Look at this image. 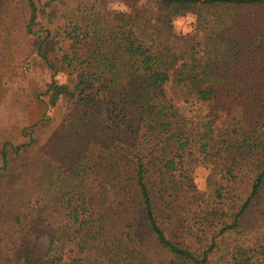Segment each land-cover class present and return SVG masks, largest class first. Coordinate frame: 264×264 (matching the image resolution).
I'll return each instance as SVG.
<instances>
[{
    "label": "trees",
    "instance_id": "1",
    "mask_svg": "<svg viewBox=\"0 0 264 264\" xmlns=\"http://www.w3.org/2000/svg\"><path fill=\"white\" fill-rule=\"evenodd\" d=\"M151 2L147 6L138 0H72V15L89 20L86 29L71 23L59 25L55 31L36 32L33 27L41 15L40 0L16 3L15 20L20 14H29L25 30L32 56L44 61L54 75L67 73L71 78V86L54 81L39 101L49 109L64 101L74 102L73 107L79 105L83 115L75 130L70 133L67 128L54 152L72 164L62 173L70 183L59 187L51 179L42 180L34 190L45 200L30 199L31 206L21 194L30 191L26 182L32 170L31 178L46 173V165L35 163L40 152L36 149L42 141L41 130L51 127L55 116L28 126L22 143L4 144L0 184L8 183L6 203L13 208L15 200L27 210L6 214L9 228L0 224V258L5 264H44L60 241L59 235H73L78 240L93 229L97 237L107 225L120 228V235L135 247L153 241L164 251L167 264H215L212 256L219 249L217 236L204 250L186 244L182 217L180 234L169 235L156 216L157 204L170 208L185 191V179L191 183L185 165L225 160V152L232 150L237 157L229 165L223 161L221 174L227 185L218 190V205L227 200L223 197L227 188L242 187L248 176L252 177L250 183L245 184L244 196L233 197L237 205L230 215L210 205L206 208L213 209H201V225L219 228L218 237L230 239L243 231V220L264 194V164L241 165L259 152L264 155V0ZM116 3L122 6L120 10L110 7ZM244 9L258 11L252 12L253 21L263 20L258 27L227 20L219 13L239 16ZM184 15L196 19L186 35L174 28V21ZM58 31L64 36L51 37ZM179 106L206 113L207 123H194L185 114L184 125L176 115ZM236 107L249 127L242 142L229 139ZM212 150L215 155H210ZM41 152L42 156L46 153ZM104 155L108 165L88 163L94 156ZM50 158L58 157L50 154ZM96 169L106 170V178L113 177L105 179L104 198L99 199L90 198L85 190L89 174ZM245 170L253 174L247 175ZM154 173L158 179L153 181ZM166 194L176 197L167 202ZM33 195L29 193V197ZM51 197L52 206L48 203ZM0 201L3 219L6 205ZM40 201L47 206L39 207ZM256 246L234 247L226 263L264 264V247L258 251Z\"/></svg>",
    "mask_w": 264,
    "mask_h": 264
},
{
    "label": "rangeland",
    "instance_id": "2",
    "mask_svg": "<svg viewBox=\"0 0 264 264\" xmlns=\"http://www.w3.org/2000/svg\"><path fill=\"white\" fill-rule=\"evenodd\" d=\"M16 3L24 4V0H0V166L2 165L1 151L5 143H22L24 140L23 131L28 126L55 116V122L52 123L51 127L41 130L42 141L36 149V152H40L35 163L36 165H46V173L44 176L40 174L41 179L39 177L31 178L35 171L32 170L26 182V186L31 192L28 191L26 194H21V197L30 205V199L33 201L38 199L41 201L45 200L43 194L41 195L37 190H34L43 181L48 182L51 179L59 187H64L70 183V180L62 173L64 170L69 169V165L72 164L66 161V156L55 155L54 152L58 149V141L60 139L64 140L66 137L67 128L70 133L76 129V123L78 118L83 115V110L79 105L73 107L72 104L74 102L64 101V103L60 104V107L49 109L44 102L39 101V97L44 96L54 81L57 84L71 86V78L67 73L65 76V73L54 75L55 71L49 70L44 61L32 56V50L28 43L29 37L25 30V23L28 21L29 14L26 12L20 14V19L15 20ZM40 3L41 15L38 18L37 25L33 27L34 32L41 29L55 31L57 26L68 27L71 23L77 24L82 29L87 28L89 20L85 22L80 15H72V0H40ZM138 3L151 6L152 2L151 0H138ZM47 4L50 5L48 6ZM252 12L258 11L244 9L239 16L236 14L232 15L227 11L219 13L226 17L227 20L232 21L235 19L240 24L245 23L249 27H258V24L263 20L253 21ZM87 15L89 14L87 13ZM189 16L193 15H184L176 20L185 21L184 26L180 28L174 24L175 31L178 34L186 35L193 30L196 19L195 23H190L188 22ZM184 28H190L191 31H184ZM81 33L83 35V32ZM62 36H64L62 31L51 34V37L56 38ZM44 99L48 100L47 97ZM233 111L235 112V114H232L235 122L234 125L231 124V136L229 139L232 142H242L243 138L247 136L249 127L243 118L244 113L242 110L236 107ZM185 114L188 120L194 123L199 121L207 123L208 119L205 120L206 113L195 108L185 111L183 106H179L176 115L179 116V120L184 125ZM217 122L220 123L222 121L217 118ZM64 125L68 126L62 128ZM192 132L196 131L193 129ZM54 136L58 140L53 138ZM197 137L198 135L196 139H198ZM67 148H69V145ZM41 151L46 152L44 156H42ZM212 152L213 154L210 155H215L216 152L214 150ZM50 154L58 158L52 159ZM96 154L100 156L98 152L94 153V155ZM90 156L91 154H88V157ZM232 157H237V151L232 150L229 154L225 152L223 155L225 160L216 158L211 160L209 164L185 165V173L188 174L191 183L185 179V191L178 195L177 200L170 208L161 203H158L156 208V216L159 222L165 223L164 227L171 236L180 234L178 231L179 217L185 219L186 223L182 222L180 224L185 226V233L181 231V234L185 238V243L192 247L204 250L211 244L213 236H217L219 249L212 256L215 264H227L226 261L231 260L228 255L229 252L238 245L247 249H252L254 245H257L256 249L258 251L261 250V247H264V194L260 200L256 201L255 206L243 220V231L235 233L230 239L219 238V228H205L201 225L202 219H199L203 217L199 214L201 209L219 207L224 213L230 215L237 205V200L235 199L234 202L233 197L236 194L244 196L245 184L250 183L252 177L248 176L244 179L245 184L242 187L227 188L223 194V197L227 198V200L222 205H218L220 202L218 200V190L221 189V186L227 185L226 181L222 179L221 169L225 162L226 165L232 162ZM108 161L107 156L104 155L100 158L94 156V161L88 163L90 165H108ZM263 164L264 155L260 152L246 162H241V165L254 166ZM53 171H55L56 175ZM107 174L106 170L102 171L100 169H96L89 174L85 190L90 198H104V195H102L104 181L105 179L112 180L113 178H106ZM246 174L252 175L253 172ZM153 175V181L158 179L157 173ZM18 188L22 190L23 187ZM48 188V184H45L44 190ZM60 190L61 188H58L57 192ZM8 192V183L2 182L0 184V199L5 203L6 207L3 219H0V224L5 228L10 227V218L6 214H17L27 211L25 207L19 206L15 200H13V208L7 204L5 194ZM29 193H33V197H29ZM175 197L176 195L174 198H169L166 194L165 201H173ZM41 201L37 204L39 207L41 204L47 206ZM48 203L52 206V197L48 198ZM206 205H210L213 208H206ZM190 227L192 231L189 230ZM89 231V234L79 237L78 240L73 235H71V238H67L66 234L59 235L60 241L55 243L52 250L46 255L44 264H167L164 251L154 245L153 241L143 248L135 247L125 237L120 235V228H112L110 225H107L105 230H99L100 234L97 237L96 230L89 229ZM43 239V236H41V240ZM81 245H86L84 250L80 249ZM0 264H5L2 258H0Z\"/></svg>",
    "mask_w": 264,
    "mask_h": 264
},
{
    "label": "clouds",
    "instance_id": "3",
    "mask_svg": "<svg viewBox=\"0 0 264 264\" xmlns=\"http://www.w3.org/2000/svg\"><path fill=\"white\" fill-rule=\"evenodd\" d=\"M110 7H112L113 9H116V10H120L122 8V6L118 3L112 4V5H110ZM188 22L195 23V17L189 16ZM184 23H185V21H183V20L174 21V24H176L178 26V28L183 27ZM184 31H191V29L190 28H184Z\"/></svg>",
    "mask_w": 264,
    "mask_h": 264
}]
</instances>
